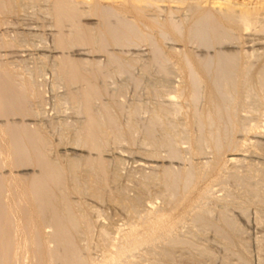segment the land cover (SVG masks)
<instances>
[{
	"label": "bare ground",
	"instance_id": "obj_1",
	"mask_svg": "<svg viewBox=\"0 0 264 264\" xmlns=\"http://www.w3.org/2000/svg\"><path fill=\"white\" fill-rule=\"evenodd\" d=\"M17 1L0 0V14ZM45 1L54 27L53 48L49 46L58 52L51 57L52 66L65 83L63 95L81 113L75 146L87 149L88 155L77 153L64 160L51 153L56 144L47 128L35 121L40 114L35 102L45 99L42 89L23 73L22 64L12 66L14 61L11 65L0 52V264H171L173 248L200 249L193 238L198 232L187 229L192 234H185L187 216L195 227H211L229 239L236 225L225 213L215 221L206 200L216 196V182L238 176L237 165L245 161V155L237 157L241 151L264 144V51L254 47L264 42L256 38L249 45L245 42L247 34L264 33V0ZM11 42L1 36L0 48ZM243 44L252 50H244ZM140 46H151L154 56L172 57L179 69L173 90L166 95L181 118V125L176 121L186 146L168 141L165 154L141 151L144 155L137 161L138 166L158 169L175 199L168 209L141 212L137 221L113 237L114 232L101 227L102 243L95 242L100 245L93 255V217L71 198L80 191L75 171L81 161L105 171L104 138L111 133L106 129L116 132L120 127L110 102L100 109L95 104L110 95L107 67L123 59L113 47ZM74 48L83 55L103 54L107 62L74 58L70 53ZM166 114L162 111L161 116ZM175 161L183 167H176ZM207 181L215 182L204 188ZM194 191L201 197L191 205Z\"/></svg>",
	"mask_w": 264,
	"mask_h": 264
},
{
	"label": "rangeland",
	"instance_id": "obj_2",
	"mask_svg": "<svg viewBox=\"0 0 264 264\" xmlns=\"http://www.w3.org/2000/svg\"><path fill=\"white\" fill-rule=\"evenodd\" d=\"M36 1H17V6L15 3L14 7L0 14L2 20L0 21V39L1 36L2 38L6 36L7 40H12L10 46L0 48L2 59L6 61L9 59L8 62L11 65L14 61L15 64L12 66L22 64L20 68L23 73L28 77L32 76V82H35L37 88L42 89L45 99L44 102H35L34 108L38 110V114L40 113L35 121L47 128L50 140L56 144L52 146L54 152L51 150V153L56 155L57 152V155L62 156L64 160L77 153L80 157L88 155L87 149L75 146L80 124L83 121L81 113L77 111V106L72 101H67L63 95L65 83L58 77L52 66V56L58 52L52 50L50 39L54 27L49 23L53 20L48 11V5L45 0L46 4L41 0ZM93 20L84 19L83 21L90 23ZM256 34H247L245 42L247 41L249 45L253 38L264 42V33ZM46 45L51 46V50ZM248 45L243 44V48L251 51ZM140 47V49L128 47L111 49L121 53L123 59L122 62L113 63L107 67L105 82L110 95L95 104L96 109H100L102 103L110 102L120 127L116 132L110 131V128L106 129L111 133L104 138L105 171L102 172L98 166L89 167L83 161L75 171L76 179H74L80 185V193H73L71 198L78 204L79 210L86 209L88 212L90 210L91 217L95 218V220L92 218V222H95L92 225L95 230L92 231L94 235L90 236L92 237V241H89L90 246L101 239L98 236L100 229L105 227L107 232H114L108 233L113 237L119 229L126 228L129 223L137 221L143 212L155 211L156 207L168 209L170 202L175 199V195L168 192L165 182L161 180L160 171L156 168L154 170L150 167L138 166L137 161L143 157V151L155 152L157 149L165 154V143L168 141L179 140L180 146L185 144L181 142L180 137L181 134L184 135L182 126H179L181 118L178 115L175 116L173 107L167 102L170 96L166 95L172 92L179 69L172 57L163 53L160 57L154 56L151 46ZM254 47L260 52L264 51V44ZM78 51V48H74L70 53L74 55V58L87 56L88 59H100L102 65L107 62L103 54L83 55L79 53L81 50ZM85 51L84 53H87ZM43 54L46 55L42 58ZM58 99L62 103L57 102ZM162 111L167 112L166 117L161 116ZM240 154L237 157L241 158L245 155V161L237 165L240 172L238 176L230 180L227 178L228 181L225 180L227 181L225 183L217 184L219 182H216L213 190L217 199L213 197L206 200L208 206L204 201L205 206L214 211L211 215L213 214L215 221L219 219L220 214L223 216L225 213L224 215L234 222L236 229H231L229 239H226L215 234L216 230L214 229L215 232H213L211 227H205L204 230L202 226L195 227L187 216L185 223H188L186 225L184 223L187 233L184 232L185 230L182 231L184 226L181 231L186 236L192 234V232L189 233L190 229L195 234L198 232V235H193V238H196L200 249L199 247L173 248L172 253L175 255L171 264H264V144L258 148L250 147V150L248 148ZM196 161L194 160V163ZM180 163L175 161L173 164L176 167H183L184 163ZM185 166L190 167L189 163ZM25 171L32 172L31 169ZM214 182L207 181L204 188L211 187ZM191 195L190 204L198 203L200 194L194 191ZM150 206L154 207L150 208ZM81 242L88 243L86 240ZM94 243L91 246L93 255L98 253L97 249L102 242L100 241L99 245ZM225 247L230 249L226 250Z\"/></svg>",
	"mask_w": 264,
	"mask_h": 264
}]
</instances>
